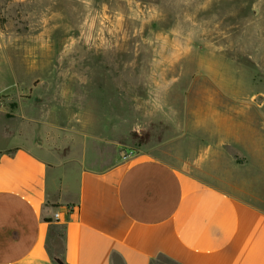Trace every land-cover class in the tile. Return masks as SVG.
I'll list each match as a JSON object with an SVG mask.
<instances>
[{
	"label": "rangeland",
	"instance_id": "374dc122",
	"mask_svg": "<svg viewBox=\"0 0 264 264\" xmlns=\"http://www.w3.org/2000/svg\"><path fill=\"white\" fill-rule=\"evenodd\" d=\"M244 101L264 102V0H0V113L16 127L19 105L41 109L27 129L60 148L86 134L107 164L213 149L219 173L256 185L264 172L214 133L236 122L262 136L264 108Z\"/></svg>",
	"mask_w": 264,
	"mask_h": 264
},
{
	"label": "crops",
	"instance_id": "0c3cea01",
	"mask_svg": "<svg viewBox=\"0 0 264 264\" xmlns=\"http://www.w3.org/2000/svg\"><path fill=\"white\" fill-rule=\"evenodd\" d=\"M252 102L244 108H264ZM32 108L19 105L16 127L0 113V264H264V195L253 190L264 192V177L219 173L213 149L193 162L120 152L107 164L106 145L90 147L86 134L62 148L39 126L31 134L44 123ZM251 132L214 129L243 171L264 172V132Z\"/></svg>",
	"mask_w": 264,
	"mask_h": 264
},
{
	"label": "trees",
	"instance_id": "16d2710c",
	"mask_svg": "<svg viewBox=\"0 0 264 264\" xmlns=\"http://www.w3.org/2000/svg\"><path fill=\"white\" fill-rule=\"evenodd\" d=\"M46 222H50L49 219H45ZM54 262H56V264H63L58 258L54 257Z\"/></svg>",
	"mask_w": 264,
	"mask_h": 264
},
{
	"label": "built area",
	"instance_id": "2783aa9c",
	"mask_svg": "<svg viewBox=\"0 0 264 264\" xmlns=\"http://www.w3.org/2000/svg\"><path fill=\"white\" fill-rule=\"evenodd\" d=\"M70 212V211H69ZM53 218L55 219V220H58L59 219V214L58 213H55L54 215H53Z\"/></svg>",
	"mask_w": 264,
	"mask_h": 264
}]
</instances>
